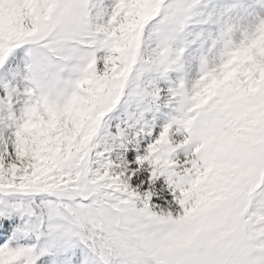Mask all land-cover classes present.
<instances>
[{"label":"snow or ice","instance_id":"obj_1","mask_svg":"<svg viewBox=\"0 0 264 264\" xmlns=\"http://www.w3.org/2000/svg\"><path fill=\"white\" fill-rule=\"evenodd\" d=\"M0 264H264V0H0Z\"/></svg>","mask_w":264,"mask_h":264}]
</instances>
